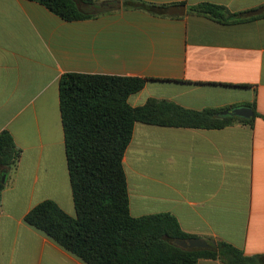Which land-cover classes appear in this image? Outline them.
<instances>
[{
  "label": "crops",
  "instance_id": "1",
  "mask_svg": "<svg viewBox=\"0 0 264 264\" xmlns=\"http://www.w3.org/2000/svg\"><path fill=\"white\" fill-rule=\"evenodd\" d=\"M96 1L99 16L69 22L33 1L0 0V134L22 151L1 195L0 264H85L25 221L47 200L76 216L60 108L65 73L147 79L133 107L150 98L197 111L254 106L252 125L136 123L123 163L133 217L170 213L188 234L264 255V17L221 25L188 14L201 3L246 14L264 0ZM126 1L186 13L166 18Z\"/></svg>",
  "mask_w": 264,
  "mask_h": 264
},
{
  "label": "trees",
  "instance_id": "2",
  "mask_svg": "<svg viewBox=\"0 0 264 264\" xmlns=\"http://www.w3.org/2000/svg\"><path fill=\"white\" fill-rule=\"evenodd\" d=\"M39 3L65 21L99 16L96 0H28ZM114 6V2H109ZM125 6L153 15L168 14L171 5L126 1ZM115 7V6H114ZM188 14L221 25H234L264 17L246 18L224 5L201 3ZM147 79L110 75L65 73L60 78V108L65 147L76 216L66 213L56 202L44 201L34 207L25 221L45 233L85 264H199L202 259L223 264H264V255L248 256L237 247L217 240L212 249H183L176 241L197 239L184 232L170 213L133 217L123 159L136 123L188 128L223 129L235 123L253 124L254 118L224 116L238 107L184 108L173 101L150 98L138 107L129 103L131 95L143 90ZM22 151L13 136L0 134V213L3 177L17 167ZM211 240V239H208Z\"/></svg>",
  "mask_w": 264,
  "mask_h": 264
},
{
  "label": "water",
  "instance_id": "3",
  "mask_svg": "<svg viewBox=\"0 0 264 264\" xmlns=\"http://www.w3.org/2000/svg\"><path fill=\"white\" fill-rule=\"evenodd\" d=\"M186 7L184 5L174 6L169 9L168 14L171 16L174 15H185ZM264 14V6L247 12L244 16L246 18L257 17ZM222 117L224 116H235L243 119H252L254 117V111L249 107H238L233 110L225 111L221 114ZM6 177L4 176L2 181L5 182ZM176 244L183 249H212L213 247L217 246V242L215 240H208V239H191L188 241H176Z\"/></svg>",
  "mask_w": 264,
  "mask_h": 264
}]
</instances>
